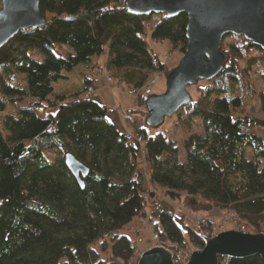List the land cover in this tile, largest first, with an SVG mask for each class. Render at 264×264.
Returning <instances> with one entry per match:
<instances>
[{
  "label": "trees",
  "instance_id": "trees-1",
  "mask_svg": "<svg viewBox=\"0 0 264 264\" xmlns=\"http://www.w3.org/2000/svg\"><path fill=\"white\" fill-rule=\"evenodd\" d=\"M39 4L45 27L20 32L0 50V264H132L129 230L144 220L175 259L204 248L207 229L188 213H230L239 231L264 234V139L257 134L264 121L247 112L259 99L264 114V90L253 80L254 70L264 79V51L243 37L224 38L222 71L189 87L191 102L169 118L174 133L190 134L181 147L171 129L149 136L144 94L128 119L139 114L145 126L133 121L129 140L107 120L108 109L84 95L99 65L131 90L170 74L174 68L142 37L156 15L132 16L126 0ZM159 17L151 39L184 54L188 17ZM61 81L78 91H56ZM67 154L90 171L84 189L65 165Z\"/></svg>",
  "mask_w": 264,
  "mask_h": 264
},
{
  "label": "water",
  "instance_id": "water-1",
  "mask_svg": "<svg viewBox=\"0 0 264 264\" xmlns=\"http://www.w3.org/2000/svg\"><path fill=\"white\" fill-rule=\"evenodd\" d=\"M125 8L137 17H188L184 57L166 77V92L147 100L146 125L150 129L159 128L191 102L189 87L219 75L225 65L221 48L226 36L243 37L264 51V0H126ZM46 22L39 0H2L0 50L20 32L41 29ZM65 165L84 189L88 167L72 154L65 156ZM203 241L204 248L192 251L186 264H219L222 258L242 260L255 256L264 261V234L232 230L212 238L203 236ZM173 260L169 250L157 246L142 252L137 264H175Z\"/></svg>",
  "mask_w": 264,
  "mask_h": 264
},
{
  "label": "rangeland",
  "instance_id": "rangeland-1",
  "mask_svg": "<svg viewBox=\"0 0 264 264\" xmlns=\"http://www.w3.org/2000/svg\"><path fill=\"white\" fill-rule=\"evenodd\" d=\"M1 2L0 0V9H1ZM160 17L159 16H153L152 19L149 21L145 28L146 35H143L142 37L148 42L149 46L153 48L160 56L162 57L163 62L167 65L169 68H176L182 58L184 57V54L180 53L179 51H171L170 45L167 41L165 42H155L151 39V30L152 28L159 22ZM66 54L67 52L64 51ZM31 56L38 60L43 61V58L38 53L34 52L31 53ZM165 57H168L166 60ZM103 58L101 59L102 62ZM261 73L264 75V63L261 64L260 67ZM166 74H155L151 77L150 80H157L155 84L152 86H147L151 89L152 95L147 96V99L153 96H159L166 92ZM253 80L255 84V88L258 91L264 90V79L261 78V75L258 70H254L253 72ZM15 81V82H14ZM12 83L14 85L20 86L23 84V80H14ZM115 85V81H114ZM56 91L59 90H65L67 93H76L78 91V88L74 87L70 82L68 81H61L58 84H55ZM131 88L129 87H107V86H98L97 87V97L93 98L97 103L100 105L105 106L109 113L107 115V120L112 123L116 129L122 133L132 136L134 130L136 129V124H134L135 121H137V125H143L145 126V122L141 121V117L139 114H136L132 116V119H128V113L133 110H138L140 108L139 104V98L138 96H131L129 95V91ZM191 92L195 94V89H191ZM144 94V89L141 91L140 95ZM8 113H12V108L9 107L7 110ZM247 112L250 113V115L259 118L264 121V114L260 111V101L259 99L253 100L250 102L249 106L247 107ZM134 121V122H133ZM172 121L171 119H166L165 123L160 126L157 129H148L149 136H155L156 134L164 131L169 130L170 131V137L176 139V141L179 144V147H181L182 142L190 135L189 133H183L182 131H172ZM1 128L4 129V126L1 125ZM195 133L202 134V130L199 128L194 129ZM257 134L261 136L264 139V132L263 131H257ZM49 156L52 157V154L49 153ZM249 159H252V153H249ZM184 162V157L181 158V162ZM147 185L146 182L143 181V188L146 189ZM189 217L191 218L192 224H195L196 226L207 229L205 232V236H215L221 232L224 231H239L240 227L233 223V220L231 219L230 213L221 212L219 210L214 211L212 214H191L188 213ZM200 218L210 219L208 223H201L198 225V220ZM141 228H133L130 229L129 232L132 233L133 236V242L136 246V254L135 257L132 259V264H137L138 259L144 250L151 249L153 247H157L159 244V238L158 240L154 238L156 235L149 227V224L146 220L141 221ZM137 230H140V233H137ZM242 230V229H241ZM142 233V234H141ZM197 250V249H196ZM192 251H195L194 249H191V251H188L186 253H183L179 255L178 258H180L182 261L189 260L190 254ZM198 251H201L198 249ZM108 257L105 256V259ZM177 259V258H175Z\"/></svg>",
  "mask_w": 264,
  "mask_h": 264
},
{
  "label": "built area",
  "instance_id": "built-area-1",
  "mask_svg": "<svg viewBox=\"0 0 264 264\" xmlns=\"http://www.w3.org/2000/svg\"><path fill=\"white\" fill-rule=\"evenodd\" d=\"M165 59L167 60L168 57H165ZM156 81L157 80H149L148 81L147 85L144 88V95L145 96H150L151 93H152L151 89L149 87H147V86L148 85L152 86L153 84L156 83ZM98 86H107V87H110V88L115 87L114 79H113L111 73L109 72V70L104 65H99L96 68L95 75H94V80H93V85L88 88V90L85 93L84 97L88 98V99L97 97V95H98L97 87ZM140 93H141V91H139V90H130L129 91V95H131V96H139ZM128 139L130 140V135H128ZM231 215H232L231 219L233 220V223L237 224L235 216L233 214H231ZM207 221L209 222L210 219L200 218L197 223H198V225H200L202 222L204 224L208 223ZM241 229H242V232H244L245 229L243 227H241ZM206 236L209 237V238L213 237V236L211 237L209 235H206ZM154 238L158 240V236L157 235H155ZM173 261H174L175 264H186L188 262V260L187 261H185V260L182 261L180 258L174 259Z\"/></svg>",
  "mask_w": 264,
  "mask_h": 264
},
{
  "label": "crops",
  "instance_id": "crops-1",
  "mask_svg": "<svg viewBox=\"0 0 264 264\" xmlns=\"http://www.w3.org/2000/svg\"><path fill=\"white\" fill-rule=\"evenodd\" d=\"M104 59V58H103ZM103 61V60H102ZM151 95H152V93H151Z\"/></svg>",
  "mask_w": 264,
  "mask_h": 264
}]
</instances>
